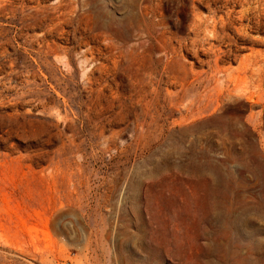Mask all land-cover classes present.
Here are the masks:
<instances>
[{"label":"rangeland","instance_id":"374dc122","mask_svg":"<svg viewBox=\"0 0 264 264\" xmlns=\"http://www.w3.org/2000/svg\"><path fill=\"white\" fill-rule=\"evenodd\" d=\"M62 262L264 264V0H0V264Z\"/></svg>","mask_w":264,"mask_h":264},{"label":"bare ground","instance_id":"6f19581e","mask_svg":"<svg viewBox=\"0 0 264 264\" xmlns=\"http://www.w3.org/2000/svg\"><path fill=\"white\" fill-rule=\"evenodd\" d=\"M193 1H195V0H193ZM219 1H220V0H219ZM203 2H204V1H203ZM205 3H206V2H205ZM215 3H216V2H215ZM207 5H208V3H207ZM212 6H213V5H212ZM214 7H215V6H214ZM214 7H213V8H214ZM211 9H212V8H211ZM216 9H217V8H216ZM209 11H210V10H209ZM229 11L231 12V10H229ZM218 12H219V11H218ZM232 12H233V11H232ZM213 13H214V10H213ZM213 13H212V14H213ZM196 14H197V13H196ZM200 14H201V13H200ZM212 14H211V15L209 14V15L212 16ZM229 14H230V13H229ZM202 15H203V14H202ZM217 15H218V14H217ZM217 15H216V16H217ZM244 15H245V14H244ZM197 16H198V15H197ZM207 16H208V15H207ZM219 16H220V15H219ZM229 16H230V15H229ZM240 16H242V15L240 14ZM208 17H209V16H208ZM200 18H201V17H200ZM204 18H205V17H204ZM224 19H225V18H224ZM224 19H223V20H224ZM243 19H244V17H243ZM207 20H208V19H207ZM236 20H237V19H236ZM201 21H204V20H201ZM204 22H205V21H204ZM214 22H215V21H214ZM200 24H201V23H200ZM228 24H229V23H228ZM233 24H234V23H233ZM198 25H199V24H198ZM221 25H222V24H221ZM231 25H232V24H231ZM241 25H242V24H241ZM194 26H195V25H194ZM206 26H207V25H206ZM198 27H199V26H198ZM198 27L196 26V28H198ZM215 27H216V26H215ZM212 28H213V26H212ZM214 29H215V28H214ZM214 29H213V31H214ZM196 30H197V29H196ZM209 30H210V29H209ZM211 30H212V29H211ZM203 31H204V30H203ZM203 31H202V32H203ZM207 31H208V30H207ZM217 31H218V30H217ZM217 31H216V32H217ZM198 32H199V31H198ZM209 32H210V31H209ZM195 33H196V32H195ZM196 34H197V33H196ZM207 34H208V32H207ZM208 35H209V34H208ZM213 35H214V34H213ZM211 36H212V35H211ZM206 37H207V36H206ZM209 37H210V36H209ZM212 37H213V36H212ZM214 37H215V36H214ZM216 38H217V37H216ZM208 39H209V38H208ZM211 39H212V38H211ZM213 39H214V38H213ZM201 41H202V40H201ZM218 52H220V51H218ZM225 58H226V57H225ZM23 103H24V102H23Z\"/></svg>","mask_w":264,"mask_h":264},{"label":"built area","instance_id":"2783aa9c","mask_svg":"<svg viewBox=\"0 0 264 264\" xmlns=\"http://www.w3.org/2000/svg\"><path fill=\"white\" fill-rule=\"evenodd\" d=\"M61 264H70L69 262H62Z\"/></svg>","mask_w":264,"mask_h":264}]
</instances>
